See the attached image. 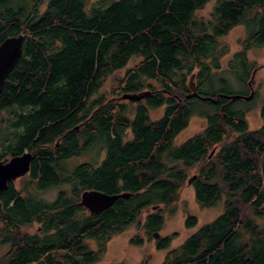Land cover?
<instances>
[{
	"label": "trees",
	"instance_id": "1",
	"mask_svg": "<svg viewBox=\"0 0 264 264\" xmlns=\"http://www.w3.org/2000/svg\"><path fill=\"white\" fill-rule=\"evenodd\" d=\"M211 1L100 0L87 9L88 0H47L41 11L44 0H0V43L24 36L0 93V115L9 114L0 160L33 157L26 193L14 181L0 192V244L9 246L0 264H94L107 241L131 225L151 238L190 170L196 202H221L222 210L177 247L170 248L174 235L154 239L166 250L160 264H264V100L263 125L251 130L249 108L236 105L243 99L228 97L248 95L251 73L262 67L249 68L247 53L264 46V0H216L209 17L198 16ZM237 26L246 35L232 72L244 92L215 88L225 83L214 71L223 54L218 39ZM133 57L140 59L108 96L98 94ZM141 91L149 94L139 101L120 99ZM161 107L152 119L151 110ZM195 113L204 128L176 143ZM97 144L100 163L64 164ZM63 183L69 190L52 201L36 194ZM85 189L131 196L90 214L79 203ZM32 224L36 232L24 230ZM196 225L187 215L185 227Z\"/></svg>",
	"mask_w": 264,
	"mask_h": 264
},
{
	"label": "rangeland",
	"instance_id": "2",
	"mask_svg": "<svg viewBox=\"0 0 264 264\" xmlns=\"http://www.w3.org/2000/svg\"><path fill=\"white\" fill-rule=\"evenodd\" d=\"M27 1L30 4V0H18ZM47 0H44L40 6L42 11L45 8ZM100 0H88L86 8H90L92 5H96ZM216 0L209 2L205 8L197 11L198 16L209 17L213 10V6ZM245 28L243 26H237L233 28L227 35L218 39L217 49L223 52L218 63V68L214 70L217 72V77L225 78V83L218 81L215 85L218 88H226L234 92H244L246 85H243L237 80L235 74L232 72L235 66L236 58L234 54L240 49V39L244 38ZM218 51V52H219ZM249 62V68L252 63L256 66H262L254 73V84L252 86L255 95L251 100H242L237 102L238 108H249L246 112V119L248 122L249 129H258L263 125V120L260 117V108L264 100V46L252 47L247 53ZM140 58L133 57L126 67L114 71L112 74L106 77L102 86L100 87L98 94H105L108 96V90L113 86L116 80L124 74V71L135 64ZM238 63V62H237ZM213 71V70H212ZM194 83L192 77L188 79V84ZM163 108L151 110L150 116L152 119H156L162 115ZM9 125V114L4 111L0 115V133H5ZM205 126V119L195 113L189 120L188 126L177 136L175 139L176 143L183 141L191 135L199 132ZM104 156V152L100 149V145H94L90 150L79 156V158H73L68 163H78L83 161L99 162ZM73 162V163H72ZM194 171L190 170L187 173V179L193 175ZM186 179V180H187ZM28 181L27 177H20L14 181L15 186L25 194L23 187ZM60 187H53L46 191L36 193L34 189L30 188L29 192L36 193L42 199L52 201ZM222 210V203L218 202L211 207H201L195 199L194 189L190 183H186L182 186L179 191V195L172 206H169L163 211V226L157 232L159 237H167L174 235L170 240V248L177 247L181 244L190 234H192L199 226L213 220ZM264 211V210H263ZM145 215V214H144ZM187 215H192L197 218V225L192 228L185 227V220ZM24 230L29 233H34L38 230V224H32L25 226ZM136 236L142 238L141 244H135L131 242V239H136ZM151 236L143 232L142 229L136 225H131L119 234L113 235L106 243V254L102 259L94 264H160L165 249L158 250L155 245L154 239ZM88 245L91 248H96L97 244L95 241H88ZM8 245L0 244V257L3 256L8 250Z\"/></svg>",
	"mask_w": 264,
	"mask_h": 264
},
{
	"label": "water",
	"instance_id": "3",
	"mask_svg": "<svg viewBox=\"0 0 264 264\" xmlns=\"http://www.w3.org/2000/svg\"><path fill=\"white\" fill-rule=\"evenodd\" d=\"M24 43L23 34L14 35L6 37L0 43V93L2 91L3 85L9 73L12 71L17 61L21 57L22 48ZM254 69L251 73L250 79L247 82L250 89L248 95H229L231 99L240 98L243 100H250L254 95V90L252 88L251 81L253 80ZM193 79V77H192ZM191 93H195V83L189 85ZM148 91L124 93L121 95L120 99L129 101H139L148 95ZM190 95H186L185 98H189ZM214 152L212 149L211 154ZM32 154L30 152H24L21 155L13 156L7 161H0V192L7 187L9 181H15L16 179L26 175L29 172L30 164L32 161ZM195 175L188 179L194 178ZM131 194L128 192H122L118 194H107L95 189H87L81 193L80 204L90 213L97 214L101 211L110 207L117 199H126L130 197ZM153 206L152 209H155ZM158 233H154L153 237L156 238Z\"/></svg>",
	"mask_w": 264,
	"mask_h": 264
},
{
	"label": "flooded vegetation",
	"instance_id": "4",
	"mask_svg": "<svg viewBox=\"0 0 264 264\" xmlns=\"http://www.w3.org/2000/svg\"><path fill=\"white\" fill-rule=\"evenodd\" d=\"M249 93H250V91H249ZM249 93H248V94H249ZM102 151H103V149H102ZM103 152H104V151H103ZM10 158H11V157H10ZM10 158H9V159H10ZM73 158H79V156H76V157H75V156L68 157L66 160H64V164H67L69 167H72V166H75L76 164L81 163V162H78V163H73V162H72L73 165H71V163H68V162H69L70 160H72ZM101 160H102V159H101ZM101 160H100V161H101ZM0 161H2V160H0ZM6 161H7V160H6ZM100 161H99V162H92V163L98 164V163H100ZM4 162H5V161H4ZM83 162H85V161H83ZM86 162H91V161H86ZM30 166H31V164H30ZM29 170H30V169H29ZM26 175H27V174H26ZM26 175H24V176L26 177ZM24 176H23V177H24ZM60 186H63L64 188H60V189L58 190V192H60V191H65V190H66V191L69 190V185H67V184H65V183L59 185V187H60ZM85 190H87V189H85ZM83 191H84V190H83ZM83 191H82V192H83ZM82 192H81V193H82ZM81 193H80V196H81ZM56 196H57V195H56ZM56 196H55V197H56ZM54 199H55V198H54ZM79 199H80V197H79ZM79 203H80V201H79ZM85 210H86V209H85ZM86 211H87V210H86ZM87 212H88V211H87Z\"/></svg>",
	"mask_w": 264,
	"mask_h": 264
}]
</instances>
